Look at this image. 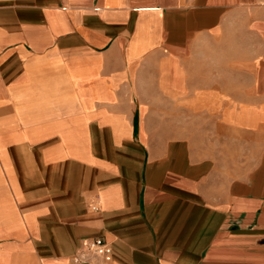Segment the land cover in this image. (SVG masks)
<instances>
[{
    "label": "crops",
    "instance_id": "1",
    "mask_svg": "<svg viewBox=\"0 0 264 264\" xmlns=\"http://www.w3.org/2000/svg\"><path fill=\"white\" fill-rule=\"evenodd\" d=\"M98 237L264 264V0H0V264Z\"/></svg>",
    "mask_w": 264,
    "mask_h": 264
},
{
    "label": "built area",
    "instance_id": "2",
    "mask_svg": "<svg viewBox=\"0 0 264 264\" xmlns=\"http://www.w3.org/2000/svg\"><path fill=\"white\" fill-rule=\"evenodd\" d=\"M96 208V205H93ZM96 260L94 262L93 260ZM113 260V248L102 237L86 240L79 252L73 257L72 264H110Z\"/></svg>",
    "mask_w": 264,
    "mask_h": 264
}]
</instances>
